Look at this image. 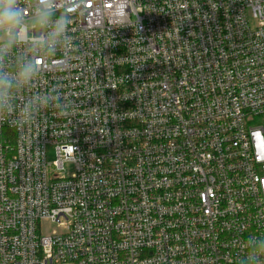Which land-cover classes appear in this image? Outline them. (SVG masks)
Returning <instances> with one entry per match:
<instances>
[{
    "label": "built area",
    "instance_id": "1",
    "mask_svg": "<svg viewBox=\"0 0 264 264\" xmlns=\"http://www.w3.org/2000/svg\"><path fill=\"white\" fill-rule=\"evenodd\" d=\"M66 3L32 89L63 110L0 123V264H233L264 232V0Z\"/></svg>",
    "mask_w": 264,
    "mask_h": 264
},
{
    "label": "clouds",
    "instance_id": "2",
    "mask_svg": "<svg viewBox=\"0 0 264 264\" xmlns=\"http://www.w3.org/2000/svg\"><path fill=\"white\" fill-rule=\"evenodd\" d=\"M77 8L86 0H74ZM60 0H0V123L14 126L39 122L50 109L63 110L62 96L56 92L32 91L41 75L39 56H55L67 47L74 14ZM29 15H25V8ZM43 31L35 40L32 26ZM27 27V39L20 41ZM233 264H264V232L249 234L239 241Z\"/></svg>",
    "mask_w": 264,
    "mask_h": 264
},
{
    "label": "rangeland",
    "instance_id": "3",
    "mask_svg": "<svg viewBox=\"0 0 264 264\" xmlns=\"http://www.w3.org/2000/svg\"><path fill=\"white\" fill-rule=\"evenodd\" d=\"M49 158L52 160L55 158V155H54V152H53V149L51 148L49 150ZM56 226L55 225H51V226H44V229H43V232H50L53 228H55Z\"/></svg>",
    "mask_w": 264,
    "mask_h": 264
}]
</instances>
